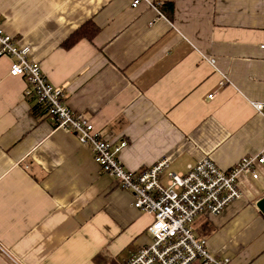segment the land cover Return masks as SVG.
<instances>
[{"label": "crops", "instance_id": "1", "mask_svg": "<svg viewBox=\"0 0 264 264\" xmlns=\"http://www.w3.org/2000/svg\"><path fill=\"white\" fill-rule=\"evenodd\" d=\"M134 1L0 0V29L30 47L98 134L128 141L129 172L168 160L180 173L206 158L230 169L259 155L264 0ZM90 21L94 40L65 48ZM11 66L0 58V264H125L152 242L153 218L88 146L54 129ZM240 188L241 199L199 215L192 229L216 257L264 264V166Z\"/></svg>", "mask_w": 264, "mask_h": 264}, {"label": "built area", "instance_id": "2", "mask_svg": "<svg viewBox=\"0 0 264 264\" xmlns=\"http://www.w3.org/2000/svg\"><path fill=\"white\" fill-rule=\"evenodd\" d=\"M141 2L135 0L133 6ZM31 54L30 47L20 45L0 29V58L12 60V77L27 81L26 96L35 97L55 130L72 133L82 145L88 146L102 170L133 195L134 208L153 218L148 228L152 242L132 254L125 264H231L230 258L212 255L206 241L196 237L192 225L199 215H221L242 198L240 181L244 177L259 178V167L264 166V149L259 155L242 158L230 169H221L206 158L188 165L180 173L169 171L168 160L138 173L129 172L121 160L128 141L106 140L85 115L72 111L66 103L65 91L48 81ZM209 62L212 66L215 63L213 59ZM253 106L257 112L264 113V101ZM0 252L8 254L1 246Z\"/></svg>", "mask_w": 264, "mask_h": 264}, {"label": "trees", "instance_id": "3", "mask_svg": "<svg viewBox=\"0 0 264 264\" xmlns=\"http://www.w3.org/2000/svg\"><path fill=\"white\" fill-rule=\"evenodd\" d=\"M99 28L96 26L94 22H87L77 31H75L65 42V48H71L76 45L79 41L83 39H88L90 41L94 40V38L99 33ZM40 107V106H39Z\"/></svg>", "mask_w": 264, "mask_h": 264}, {"label": "water", "instance_id": "4", "mask_svg": "<svg viewBox=\"0 0 264 264\" xmlns=\"http://www.w3.org/2000/svg\"><path fill=\"white\" fill-rule=\"evenodd\" d=\"M258 208L260 209V211L264 214V198L261 199L258 204H257Z\"/></svg>", "mask_w": 264, "mask_h": 264}]
</instances>
